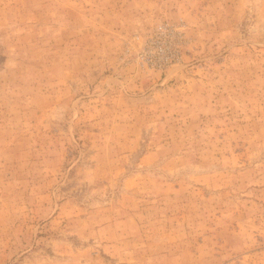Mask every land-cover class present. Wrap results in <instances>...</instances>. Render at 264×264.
<instances>
[{
    "label": "rangeland",
    "instance_id": "374dc122",
    "mask_svg": "<svg viewBox=\"0 0 264 264\" xmlns=\"http://www.w3.org/2000/svg\"><path fill=\"white\" fill-rule=\"evenodd\" d=\"M0 264H264V0H0Z\"/></svg>",
    "mask_w": 264,
    "mask_h": 264
}]
</instances>
